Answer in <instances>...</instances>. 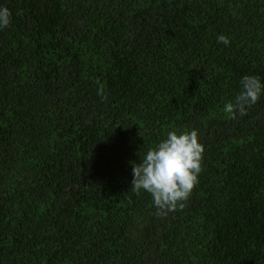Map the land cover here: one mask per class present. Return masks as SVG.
I'll return each mask as SVG.
<instances>
[{"label":"trees","instance_id":"trees-1","mask_svg":"<svg viewBox=\"0 0 264 264\" xmlns=\"http://www.w3.org/2000/svg\"><path fill=\"white\" fill-rule=\"evenodd\" d=\"M3 7L0 264H264V93L223 111L245 75L264 83V0ZM193 129L198 183L158 215L131 162Z\"/></svg>","mask_w":264,"mask_h":264},{"label":"clouds","instance_id":"clouds-1","mask_svg":"<svg viewBox=\"0 0 264 264\" xmlns=\"http://www.w3.org/2000/svg\"><path fill=\"white\" fill-rule=\"evenodd\" d=\"M11 16L9 8H0V29L10 26ZM218 42L225 45L230 43L224 35L218 37ZM240 85L241 89L234 100L223 106L230 119H235L237 114L244 116L264 93V83L255 75H245ZM97 94L107 99L103 87L98 89ZM204 151L197 130L168 132L166 139L141 156V162H131V190L138 195L142 190L151 194L158 215L165 216L168 212L182 210L198 183Z\"/></svg>","mask_w":264,"mask_h":264}]
</instances>
